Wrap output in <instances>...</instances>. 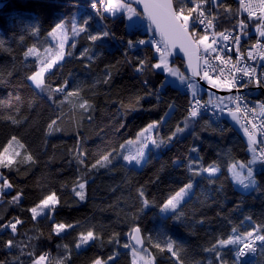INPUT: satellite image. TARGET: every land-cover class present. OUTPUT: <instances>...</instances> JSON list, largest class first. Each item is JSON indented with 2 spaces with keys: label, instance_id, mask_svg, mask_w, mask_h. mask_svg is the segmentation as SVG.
<instances>
[{
  "label": "trees",
  "instance_id": "16d2710c",
  "mask_svg": "<svg viewBox=\"0 0 264 264\" xmlns=\"http://www.w3.org/2000/svg\"><path fill=\"white\" fill-rule=\"evenodd\" d=\"M99 1L105 4L0 0V154L13 137L19 147L11 165H0V174L12 185L0 193V264H32L41 256L46 264H94L97 259L132 264L129 236L136 227L153 264H235L234 249L243 243L221 246L218 241L240 235L246 243L249 231L264 235V161L251 162L244 138L226 116L215 122L204 115L188 117L193 89L166 83L152 67L156 46L162 49L159 40L141 27L128 29L123 14L106 15L104 6L91 10ZM172 3L183 14L210 7L218 32L235 27L237 0ZM86 17L91 22L82 32ZM256 21L250 19L251 28ZM57 23L65 29L64 58L34 87L30 77L51 59L46 49L57 48L49 36ZM193 29L204 33L192 22L194 40ZM102 31L109 35L89 39ZM141 39L144 44L137 42ZM261 41L264 51V37ZM171 63L183 73L182 60ZM193 85L195 97L216 98L209 99L207 88L197 82ZM152 123V141L160 146L151 142L146 165L158 162V173L142 190L145 206L133 192L138 169L125 163L123 145L135 142ZM232 164L251 167L256 186H235ZM212 165L217 174H204ZM187 184L193 188L175 210L179 219L162 214V204ZM51 194L57 197L53 221L51 210L33 218L30 209ZM17 220L13 232L10 225ZM88 231L94 239L77 247ZM252 264H264V244Z\"/></svg>",
  "mask_w": 264,
  "mask_h": 264
},
{
  "label": "built area",
  "instance_id": "2783aa9c",
  "mask_svg": "<svg viewBox=\"0 0 264 264\" xmlns=\"http://www.w3.org/2000/svg\"><path fill=\"white\" fill-rule=\"evenodd\" d=\"M237 2L235 27L229 31H216L214 16L210 7H201L195 13L194 17L202 19L204 23L194 25L208 34L212 42L213 40L216 41L213 44L216 51L209 50L204 56L200 54V79L202 80L201 76L207 71L212 79L219 77L221 83L231 81L235 83L230 88L232 93L228 101L217 97L214 98L216 100L213 99L214 101L226 103L225 106L214 104L213 100L206 102L200 96L192 97L187 116L191 117L190 112L195 109L198 115L207 116L215 122L219 117L235 112L242 128L253 136L255 140L253 153L257 161L262 162L264 161V77L262 73L264 69V58H262L264 57V51L261 41L262 36L259 33L263 31L261 20L264 18V10H262L261 0H237ZM103 6V2L99 1L92 4L90 9L95 11L102 9ZM201 11L203 16H200ZM251 18L257 20L252 28L250 26ZM241 22L244 24L243 27H241ZM238 35L241 38L239 44L235 41V37ZM223 36H228V39L224 40ZM249 53H251V59ZM217 56L221 59H216ZM245 68L254 69L253 75L243 76V69ZM257 81H261V83L257 84ZM188 84L189 82L182 84L180 88L189 91ZM240 85L244 86L240 87ZM196 101H199V104ZM237 107H239V111H237ZM262 108L263 112H260ZM255 235L251 239L252 243H250L253 247L258 242L254 240ZM261 242L259 241L258 244H261ZM234 261L236 263L235 255Z\"/></svg>",
  "mask_w": 264,
  "mask_h": 264
},
{
  "label": "snow or ice",
  "instance_id": "6c2138e0",
  "mask_svg": "<svg viewBox=\"0 0 264 264\" xmlns=\"http://www.w3.org/2000/svg\"><path fill=\"white\" fill-rule=\"evenodd\" d=\"M194 2V0H193ZM146 9L152 8V9H159V12H149V19L153 22L156 23L157 26H160V19H158V17L163 19V23H164V27L161 30V38L162 41L164 43V50H162L160 47H156V52L160 53V59L158 63H155L154 65H152V67H154L155 69H163V71L165 73H170L171 76L175 77L177 75L176 71H173L171 69H169L168 67V63H167V49L169 48V46L171 47H175L176 41H180L181 42V47H184V42L185 41H191V37L189 36L188 33V29H189V21L190 19L192 20L193 24L199 23V24H203L204 21L202 19H197L195 17H192V13L196 11V7H192L188 9V14L187 15H183V9H181L180 11H174L173 10V5H172V0H165V3L163 4H145L144 5ZM261 6H262V10H264V0H261ZM93 7H95V5H93ZM198 7V6H197ZM122 8H127L128 11L135 13V10L131 8L130 5H125V4H121L119 2V0H107V7L104 9L105 12H110V13H114L115 11H118ZM138 15V14H136ZM251 15V13H250ZM200 16H203V12H200ZM132 17H129V20H131ZM91 22V17H86L83 20V27H81V31H85L87 26L90 24ZM262 23H264V18H262L261 20ZM209 23H211V21H209ZM244 24L243 22H241V27H243ZM62 27L61 23H57L54 28L52 29V32L55 33L56 29H59ZM193 31H195V29H193ZM260 36L264 37V31H260ZM109 35V33L107 31H102L98 34L95 35H90L89 39L93 42L97 41V40H102L105 37H107ZM224 40L228 39V36H223ZM240 36H236L235 37V41L237 44H239L240 42ZM208 40V37L206 35L204 36H200L199 40L197 43L199 44H203L205 47V51L207 50H212V51H216L215 48H213V44L216 43L215 40H213V42L211 44L206 43V41ZM139 44H144L145 41L143 39L138 41ZM129 46H133V41L129 40L128 41ZM31 51V49L29 50V52ZM87 51V50H85ZM185 51H187V49H185ZM25 55L27 56L28 53H25ZM249 58L251 59V53H249ZM264 58V57H262ZM216 59H221V57L217 56ZM141 64H143L144 62L141 61ZM207 63V62H206ZM48 67H51V64L48 65ZM191 67V64H190ZM139 70V68L137 69ZM43 71V70H42ZM254 73V69H243V76L245 77H249L251 75H253ZM41 73H38L37 76H39ZM193 75H198V73L195 71V69L193 68ZM37 76H33L32 79L36 81L37 86H39V84L41 83L40 80L37 79ZM204 78L208 80V82L213 86V87H220V88H231L234 85V81L231 82H225V83H218L219 77H217V79H212L209 75L208 72L205 71L204 72ZM183 79V78H182ZM261 81H257V84H260ZM188 88L193 89V97H195V86L191 83H189ZM244 85H240V87H243ZM64 89L61 88L59 89V91H63ZM69 95H72V93H69ZM86 103V102H85ZM197 104H199V101H196ZM85 105L81 104L80 107L83 108ZM237 111H239V107H237ZM191 117H196L198 115L197 111L195 109H193L190 112ZM234 115V114H233ZM155 125L154 124H149L148 128H153ZM185 127H187V124H185ZM184 129L182 128H177V132H182ZM144 131H147V129H145ZM175 135V133L173 134ZM13 140H15V137H13ZM12 141H9V144H11ZM254 142V138H250V143ZM152 144L155 145L156 147H159L160 145L156 143L155 140L152 141ZM144 147H147V145H144ZM144 147H142L140 149V152L138 153V156H127L125 155L123 157V159L125 161L131 162V161H135L137 165L140 164V159L138 157H142L144 155ZM8 152L9 149L7 147L4 148L3 153L0 154V165H3L4 167H8L9 165H11L12 161L10 158H8ZM103 160L111 163V160L109 159V156H104ZM103 166V165H101ZM95 167V165L93 166ZM235 165L232 166L233 168V176L235 177V179L237 180V182L242 185L245 189L251 188V187H255L256 186V181L253 178V169L251 167L247 168V183H245L244 178H241L240 174L238 172L235 171ZM240 167H247L246 165L241 164ZM217 171V168L212 165L209 166L208 168L205 169V172L212 174L215 173ZM0 182L3 183V185L6 188H11L12 185L2 176L0 175ZM85 187L84 183H81L79 185L80 189H83ZM192 188V184H188L184 187H182L179 191H177L175 193L174 196H172L171 198L167 199L166 202H164L160 208V211L162 213H171L173 216H175V218L178 220L179 219V215L176 213V209H177V205L180 203V201L183 199L184 195L186 194V189H191ZM77 195L81 196V199H83V196L81 193H77ZM141 195H143V193H141ZM57 203V197L55 194H51V195H47L45 198H43L39 205H37L36 207H32L30 209L31 213L33 214V218H35L38 214V209H40V211L42 212L45 209H50L52 208L55 204ZM144 204L147 205L148 201L144 200ZM19 223V220L16 221V223H12L10 225L11 230L13 232L16 231V226ZM58 228L60 230H63L65 228L64 224H60L58 225ZM135 232H139L140 229L139 227H136L134 229ZM233 232H235L236 230L233 229ZM254 235L253 231H249L247 233V237L248 238H252ZM94 239V235L92 231H88L86 235L82 236L81 238V243L82 244H87L89 241H92ZM255 241H264V235H255L254 237ZM243 243V247L241 248H237L234 249V252L237 256V258L239 257H243L245 255V249H248L249 252H255V248H253L252 244L250 243H245L244 242V238L240 235H235V236H229L227 239H221L218 241V244L221 246H227V245H239ZM9 246H11L12 241L8 242ZM80 245L78 244L77 247H79ZM159 246V245H158ZM125 247H127V245H125ZM210 251H216L217 257L221 258L219 256V252L215 249H209ZM168 251L172 252V244L169 243L168 244ZM43 259V257H41V260ZM222 259V258H221ZM37 264H40L39 261H37ZM94 264H101V261L99 259H97Z\"/></svg>",
  "mask_w": 264,
  "mask_h": 264
},
{
  "label": "rangeland",
  "instance_id": "374dc122",
  "mask_svg": "<svg viewBox=\"0 0 264 264\" xmlns=\"http://www.w3.org/2000/svg\"><path fill=\"white\" fill-rule=\"evenodd\" d=\"M103 1L105 3L104 4V9H105L107 7V0H103ZM119 2L121 4L130 5V4H128L127 2H125L123 0H119ZM130 6H131L132 9L135 10V8L133 7V5H130ZM104 13L106 15H109V16H116L118 14H123L124 17H125L126 26H127L128 29L133 28V27H141L142 30H148L150 33H152L150 31V28H147L144 19L141 18V16L138 14V12L136 10H135V13L138 14V15L134 14L133 12L128 11L127 8H122V9H120L118 11H115L114 13L105 12V11H104ZM183 15H187V13H184ZM129 17H132V19L129 20ZM191 25H192V20L190 19V21H189V27ZM192 32H193V34L195 36V42L196 43L198 42L199 37L200 36H204V35H206L208 37V40L206 41V43H209V44L212 43L211 38H210V36L208 34H206V33L199 34L196 30L195 31L192 30ZM49 36L50 37H53L54 40L52 39V41H54L56 43V47L57 48H51V47L49 48L48 47L46 49V53L45 54H47V56L50 57L51 59H50V61L48 63H46L45 65H43L41 68H39L30 77V79H29L30 80V83L34 87H39L41 85V83H42L43 76L45 75V73L48 72V71H50L53 68L54 65H56L59 62H61L63 60V58H64V43H65V29H64V27L62 26L61 28L56 29L55 33L52 32V33L49 34ZM157 43L160 44L162 46V50H164V46L161 44V42L159 41ZM197 45L199 47L200 54H202V56H204L210 50L209 49V50L205 51V47H204L203 44L197 43ZM160 55H161L160 53H156L157 61L155 63H158L159 62ZM167 63H168L169 69H171L173 71H176L177 72V75L175 77H173V76L170 75V73H165L163 71V69H156L157 71H160L161 73L164 74V76H165V82L168 83V84L177 86V87L181 86L182 84L187 83L186 82L187 79H186L185 75L179 70V68L175 64H172L171 63V59H170V57L168 55V51H167ZM49 64H51V67H48ZM38 73H41V74L39 76H37ZM33 76H37V79L41 81V83L39 84V86H37L36 81L32 79ZM201 77H202V81L204 82V84H206L207 86L213 87L208 82V80L204 78V75H202ZM192 82H193V84L196 83L194 80ZM218 83H221V82L218 80ZM213 88L219 89L220 87H213ZM199 90H202V87H200ZM206 90H207V97L209 99H211L213 96H215L214 93L211 90H209V89H206ZM214 100H216V99H214ZM213 103L214 104H220V105H223V106L226 105V103L218 102V101H214ZM260 112H263V108L260 109ZM226 118H227V120L231 124H233V126L239 131V133L244 138V140H245V142L247 144V147H248V152L251 155V162H255L256 161V158H255V156L253 154V147H254V144H255V140H254V142H251L250 143V138H253V136L251 134L247 133L242 128V126L240 125V122L238 120V116H237V114L235 112H231V113L226 114ZM152 124H154V123H152ZM154 128H155V126L153 128H148V126L145 127L143 130H141L138 133L135 142H133L132 140H130V141L126 142L123 145V148H125V155H127V156H138V153L140 152V149L142 147H144V145H147V147H144V155L142 157H138L140 159V161H141L139 165H137L134 160L131 161V162L125 161L126 164L133 165L135 168L138 169V173H137V175L133 179V192L136 195V197H138L143 203H144V197H143V195H141L142 190L145 189V188H148L150 186L151 181L153 180V178L158 173V162H154V163H152L151 165H148V166L146 165V161H147V157H148V148H149V145L152 142V132H153ZM145 129H147V131H144ZM135 143L139 144L140 146L138 148L137 147H134ZM7 148L9 149L8 158H10L11 160L14 159V157L19 152V147H18L17 140L16 139L15 140H12L11 144H9V146ZM233 165L236 166L235 167V171L240 174L241 178H244L245 183L248 182L247 179H246L247 178V168L246 167H243V168L240 167L241 164H232L229 167V173H230V176H231L232 181L234 182L235 186L240 187L242 185H240L237 182V180L235 179V177L233 176V168H232ZM217 171L215 173H212V174H209V173L205 172V170L203 172H204V174H206L208 176H211V175L217 174ZM192 188H193V186H192ZM192 188L191 189H186V194L184 195V197L180 201V203L191 194ZM8 189L9 188H6L3 185V183L0 182V193L2 191H6ZM145 206H148V204L145 205ZM50 210H51V208L50 209H45V210H43L41 212L40 209H38V214H37V216L35 218H38L40 216H43V215L48 214ZM162 214H166V213H162ZM32 216H33V214H32ZM252 238H250L249 241H247L246 243H252L251 242L252 241L251 240ZM258 242L255 243V245L253 247V248H255V250H257V247L258 246L264 244L263 241L261 242V244H258ZM81 245H83V244L80 243V246ZM242 246L243 245H241V247ZM129 250H130V256H131V263L132 264H153V260H152V258H151V256H150V254H149V252H148L147 249H145L143 251H140V252H137V251L131 249V247L129 246ZM250 254H251L250 255L251 259H250V262H248L247 264H252V262L255 259L256 251L255 252H251ZM235 256H236V254H235ZM41 257H43L42 260H41ZM41 257H38L37 259H35L32 264H37V261H39L40 264H46V257H44V256H41ZM240 259H241L240 257L237 258V256H236V263L237 264H244V263H242L240 261ZM101 264H103V263L101 262Z\"/></svg>",
  "mask_w": 264,
  "mask_h": 264
},
{
  "label": "water",
  "instance_id": "95a60500",
  "mask_svg": "<svg viewBox=\"0 0 264 264\" xmlns=\"http://www.w3.org/2000/svg\"><path fill=\"white\" fill-rule=\"evenodd\" d=\"M127 2L130 5H133L137 11L141 14L144 21L148 24L150 31L152 34L161 42V44L164 46V43L161 38V30L164 27L163 19L158 17L160 19V26L158 27L156 23H153L149 19V12H159V9H146L145 4H163L165 3V0H123ZM173 5V3H172ZM173 10H175L173 6ZM189 36L191 37V41H185L184 47H181V42L176 41L175 47L169 46L167 49L168 55L170 59L173 61L175 59H180L183 61V74L189 77L191 80L196 81L198 84L204 86L205 88L211 90L214 95L222 100L228 101L231 97V89L229 88H219L215 89L213 87L207 86L204 84V82L200 79V50L195 42L190 30L188 29ZM187 49V51H185ZM191 64V67H190ZM193 68L198 73V75H193ZM53 212L50 211V221H53ZM135 229V228H134ZM134 229L132 230L130 236H129V245L131 249L140 252L145 249V244L143 240V236L141 232H135Z\"/></svg>",
  "mask_w": 264,
  "mask_h": 264
},
{
  "label": "bare ground",
  "instance_id": "6f19581e",
  "mask_svg": "<svg viewBox=\"0 0 264 264\" xmlns=\"http://www.w3.org/2000/svg\"><path fill=\"white\" fill-rule=\"evenodd\" d=\"M196 82V81H195ZM251 252L248 251V249L245 251V255L243 257H241V262L244 264H247L248 262H250V254Z\"/></svg>",
  "mask_w": 264,
  "mask_h": 264
}]
</instances>
